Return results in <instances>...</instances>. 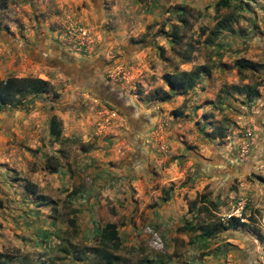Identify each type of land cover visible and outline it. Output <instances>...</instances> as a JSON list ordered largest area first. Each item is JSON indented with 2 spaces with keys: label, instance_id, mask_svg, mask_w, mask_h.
Segmentation results:
<instances>
[{
  "label": "rangeland",
  "instance_id": "rangeland-1",
  "mask_svg": "<svg viewBox=\"0 0 264 264\" xmlns=\"http://www.w3.org/2000/svg\"><path fill=\"white\" fill-rule=\"evenodd\" d=\"M217 1L0 0V80L51 85L0 102V264H211L226 233L264 258V0Z\"/></svg>",
  "mask_w": 264,
  "mask_h": 264
},
{
  "label": "trees",
  "instance_id": "trees-1",
  "mask_svg": "<svg viewBox=\"0 0 264 264\" xmlns=\"http://www.w3.org/2000/svg\"><path fill=\"white\" fill-rule=\"evenodd\" d=\"M229 4V0H218L216 2V6H226ZM186 6H183L181 13L187 14ZM182 21L184 23L187 22V19L184 17L182 18ZM178 27V26H177ZM177 27H175L172 30L171 36L175 38V43H179L182 39V35L179 33ZM240 65L244 66H252L253 63L248 60H239ZM201 72H203V69L201 67H196L192 70H182V71H176L173 73H167L165 74V80L166 82L173 88L178 87L181 88L183 91H187L188 89H191L196 84ZM51 90L50 83L42 78L38 77H14L9 76L5 80H0V102L2 104H11L15 102L16 96L18 95H25L27 93L31 92H48ZM162 100L166 99V95L161 96ZM49 129L51 134L55 138H59L61 135V122L57 119L55 115H52L50 117V123H49ZM59 160L57 156L55 155H49L46 158L45 166L50 171H57L59 167ZM256 179L260 180L262 183H264V175L256 174ZM26 188L33 193H36L37 189L36 186L31 183H26ZM194 205L197 203V201L194 199L191 201ZM245 222L240 220V218L231 216L227 220V224H223L222 222H218L217 224H214L213 226H204L202 230L203 236H211L216 234L217 230L221 229H229L244 225ZM192 224L186 223L179 227L180 230H186L193 228ZM101 241H103L104 244L111 243V245L118 249L120 246V237L118 235V229L117 225L114 222H107L103 226L101 230Z\"/></svg>",
  "mask_w": 264,
  "mask_h": 264
},
{
  "label": "crops",
  "instance_id": "crops-1",
  "mask_svg": "<svg viewBox=\"0 0 264 264\" xmlns=\"http://www.w3.org/2000/svg\"><path fill=\"white\" fill-rule=\"evenodd\" d=\"M233 229V228H232ZM243 234V233H242ZM243 236V235H242ZM246 243L242 239H235L229 233L216 236L217 245L222 244L223 247L215 254H211V264H262L264 258L257 254V248L254 240L244 236ZM243 238V237H242ZM245 243V244H244Z\"/></svg>",
  "mask_w": 264,
  "mask_h": 264
},
{
  "label": "built area",
  "instance_id": "built-area-1",
  "mask_svg": "<svg viewBox=\"0 0 264 264\" xmlns=\"http://www.w3.org/2000/svg\"><path fill=\"white\" fill-rule=\"evenodd\" d=\"M242 207H243V205L240 204V208H238L234 212H230V213L226 214L225 218L228 220L231 216H235V217L240 218V220H242V221L245 220L242 216V211L240 210V209H242ZM150 232H151V239L153 240V242L158 246V248H162L163 243H162L161 238L158 235V233L155 231H152V230H150Z\"/></svg>",
  "mask_w": 264,
  "mask_h": 264
},
{
  "label": "flooded vegetation",
  "instance_id": "flooded-vegetation-1",
  "mask_svg": "<svg viewBox=\"0 0 264 264\" xmlns=\"http://www.w3.org/2000/svg\"><path fill=\"white\" fill-rule=\"evenodd\" d=\"M44 55H45V57H49V56H50L49 53H45ZM53 63H55V62L53 61ZM63 69L71 75V73H70L69 69H67V67H63ZM95 80H96V79H95ZM95 80H94V81H95ZM102 89H103V88H102Z\"/></svg>",
  "mask_w": 264,
  "mask_h": 264
},
{
  "label": "water",
  "instance_id": "water-1",
  "mask_svg": "<svg viewBox=\"0 0 264 264\" xmlns=\"http://www.w3.org/2000/svg\"><path fill=\"white\" fill-rule=\"evenodd\" d=\"M233 168H234V170H236L237 172H240V171H241L240 168H239L237 165H234Z\"/></svg>",
  "mask_w": 264,
  "mask_h": 264
}]
</instances>
